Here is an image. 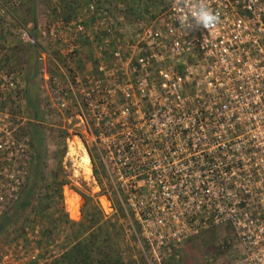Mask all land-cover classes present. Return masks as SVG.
Segmentation results:
<instances>
[{
    "label": "built area",
    "instance_id": "built-area-1",
    "mask_svg": "<svg viewBox=\"0 0 264 264\" xmlns=\"http://www.w3.org/2000/svg\"><path fill=\"white\" fill-rule=\"evenodd\" d=\"M201 3L219 21L188 26ZM113 4L87 3L39 32L41 122L81 134L109 182L98 208L113 215L117 197L120 227L136 226L146 264H164L218 226L221 264H264V0H154L128 26ZM23 95L19 75L0 64V215L30 157ZM39 240L37 225L0 238V264H45L61 253Z\"/></svg>",
    "mask_w": 264,
    "mask_h": 264
},
{
    "label": "rangeland",
    "instance_id": "rangeland-1",
    "mask_svg": "<svg viewBox=\"0 0 264 264\" xmlns=\"http://www.w3.org/2000/svg\"><path fill=\"white\" fill-rule=\"evenodd\" d=\"M63 1H68L71 4H67V6H61L59 3L60 0H3L1 2V7L11 13L16 21H19L21 24L24 22V27L28 30L31 28V23H29V21L34 20L38 33V44L43 46V39L41 38L39 32L43 30L48 21L52 20L55 16L68 19L67 17L70 18L74 16V14H76L77 11L87 3L97 2L113 7H118V5L113 4L114 1H117L121 5L120 11L124 15L127 26L130 25L132 20L135 18V15L140 13L145 14L148 9L151 10L154 3V0H137V5L141 2V6H137L138 9L136 10V7L133 6L134 1L136 0ZM164 1L166 0H158V2ZM16 21L9 15H0V64H2L5 68L16 72L19 75V80L24 83L26 61H31L33 59L35 49L32 50L28 45L21 41L17 33V27H23L19 26ZM82 48V56L85 64V62L87 61L86 57L90 52L86 48L85 43L83 44ZM81 70H83V66L80 67V71ZM36 82L39 85L37 78ZM39 101L40 100L38 97V106L40 103ZM25 114L29 122L31 117L28 114L27 110H25ZM38 124L42 130V144L44 154L42 159V180L35 189V194H37L36 201L41 202L42 206L45 208L35 209L33 208V206L26 208V210L22 213L15 224H13L9 229L0 234V238H5L11 232H17L19 223L25 220H27L31 225H37L39 228H49V225H47V220L51 216V214H56L60 217L61 224L59 229L53 231L59 232L57 235L58 237L56 238V236H54L51 242H54V245L52 247L53 250H56V252L59 253L60 251H62V245L63 247H66L74 242L72 241L73 239L71 235L72 229L69 228V224H67L65 221L66 218L70 220L68 218L67 211L76 213V208H78L79 216L77 218L75 217V219L70 220L74 221L75 223L78 222L81 218L80 208H82V204L84 213H88L89 210H91L92 205L98 208V199L100 198L104 189H107V191H109V182L104 180L103 174L101 173L99 167L88 160L87 156L83 152L84 146H82L83 141L80 137L81 134H77V132H75L77 131L76 129L73 130L74 132L71 135L78 138H75L73 136L71 137V135L65 133V131L62 130L65 129L64 123L58 124L56 130L48 124H43L40 118H38ZM25 136L26 138H28L26 134V128ZM27 149L29 150L28 147ZM27 168L28 163L26 164V175ZM25 180L24 183L26 182ZM57 185H59V194L61 198H58V194L56 193ZM52 187L55 189L54 192V189ZM52 192L54 193L55 198L51 197ZM67 196H69V198L71 199V202L73 203L72 206L68 204ZM49 198H51L52 203L57 202V206H54V204L50 205ZM110 198L112 203L114 205H117L116 201L118 199L113 193L110 194ZM12 203L13 202L8 203L6 206L7 208L1 209L7 210L12 205ZM115 209L116 213L110 215L109 217L105 215L101 209L100 211L105 219H116L117 223L119 224V221L124 218V216H122L124 210L123 208H121V206H119V204ZM55 211H57V213ZM119 211H122V213H120ZM71 216L74 218L73 215ZM134 230L135 234H124V232L121 231V239L118 242L119 251L122 255L123 260L127 264H146L143 255V253H145L146 251L145 244L140 239V237H138L136 226H134ZM225 231V227L218 226L192 236L178 248L176 254L177 256L175 258L171 257L170 259L165 260L163 263H223L225 259L223 256H221L216 247V244L220 236L223 235Z\"/></svg>",
    "mask_w": 264,
    "mask_h": 264
},
{
    "label": "trees",
    "instance_id": "trees-1",
    "mask_svg": "<svg viewBox=\"0 0 264 264\" xmlns=\"http://www.w3.org/2000/svg\"><path fill=\"white\" fill-rule=\"evenodd\" d=\"M61 6H67L71 4L68 1L60 0ZM8 15L11 16L15 21L16 19L11 13L7 11ZM67 17V16H66ZM69 18V17H67ZM66 19V18H64ZM19 26L26 29L24 22L21 24L16 21ZM31 28L28 33L32 35L36 42V46H29L34 51L33 59L26 61V69L24 74V100L26 104V110L30 115L31 119L26 124V134L28 136V148L30 152V159L28 162L26 182L22 186L18 198L12 203V205L1 213L0 215V234L9 229L13 224L17 222L22 213L33 206V208H45L41 202L37 200V194L35 189L42 180V166H43V135L42 130L38 124V84L36 82L38 58H37V46L38 44V33L36 30L35 21H29ZM40 46V45H39ZM59 185L56 186V193L59 194ZM53 188V187H52ZM54 189V188H53ZM55 189L53 190V192ZM51 193V197H54V193ZM36 198V199H35ZM53 199V198H52ZM50 205L54 204L57 206V202H53L51 198ZM118 207V200L116 201ZM120 206V205H119ZM81 207V205H80ZM56 208V207H55ZM116 210V209H115ZM123 211V210H122ZM122 211H119L122 213ZM57 213V211H55ZM116 213V212H115ZM125 217V213H122ZM56 215V214H54ZM51 216L47 220L49 228L40 227V240L37 246L45 247L48 245L54 236L58 237V231L53 232L60 228V217L58 215ZM81 218L78 222L70 221L65 219L66 223L69 224V228L72 229V244L66 247L62 245L61 253L45 264H127L119 251L118 242L121 239V227L117 223V220H108L102 216L99 208L92 205L89 212L84 213L83 204L80 208ZM46 225V224H45ZM25 226H31V224L25 220L19 223L18 231H21ZM55 238V239H56Z\"/></svg>",
    "mask_w": 264,
    "mask_h": 264
},
{
    "label": "clouds",
    "instance_id": "clouds-1",
    "mask_svg": "<svg viewBox=\"0 0 264 264\" xmlns=\"http://www.w3.org/2000/svg\"><path fill=\"white\" fill-rule=\"evenodd\" d=\"M192 21L187 22V18H185V22L188 26H192L193 24L196 27H208L210 25H215L219 21V16L214 14L212 10L206 7L203 3H201L197 10L191 13Z\"/></svg>",
    "mask_w": 264,
    "mask_h": 264
},
{
    "label": "crops",
    "instance_id": "crops-1",
    "mask_svg": "<svg viewBox=\"0 0 264 264\" xmlns=\"http://www.w3.org/2000/svg\"><path fill=\"white\" fill-rule=\"evenodd\" d=\"M139 1H141V0H139ZM133 6L136 7V10H137L138 9L137 6H141V2H140V4L138 3V5H137V0H136V1H134ZM141 14L142 13L137 14L138 17H140ZM137 15H135V16H137ZM67 202H68L69 205H71V206L73 205V203L71 202V199L69 198V196H67Z\"/></svg>",
    "mask_w": 264,
    "mask_h": 264
}]
</instances>
